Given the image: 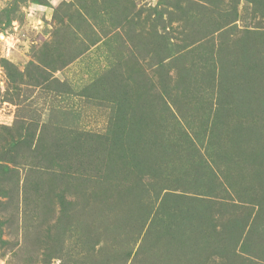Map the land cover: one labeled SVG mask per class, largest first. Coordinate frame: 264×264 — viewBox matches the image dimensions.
I'll return each instance as SVG.
<instances>
[{"label": "rangeland", "instance_id": "374dc122", "mask_svg": "<svg viewBox=\"0 0 264 264\" xmlns=\"http://www.w3.org/2000/svg\"><path fill=\"white\" fill-rule=\"evenodd\" d=\"M142 2L5 0L7 264H264V0Z\"/></svg>", "mask_w": 264, "mask_h": 264}, {"label": "clouds", "instance_id": "9594fccd", "mask_svg": "<svg viewBox=\"0 0 264 264\" xmlns=\"http://www.w3.org/2000/svg\"><path fill=\"white\" fill-rule=\"evenodd\" d=\"M61 0H48L47 5L34 2V0H25V3L20 5L19 12L23 14L26 24L25 29H31L37 33L41 32L45 27L44 22L40 19L39 14H44V18L48 21L52 20L54 9L60 4ZM148 3V6L155 7L157 0H143L138 4V7H142L143 3ZM5 7V0H0V10ZM19 20H13L11 31H0V58L6 59L12 63H16L13 57V50L20 56H23L29 49V42L27 40L21 41L16 33L20 30ZM51 26L49 25V28ZM23 46V51L17 48V45ZM5 91L3 81H0V93ZM10 110L12 114H6ZM15 106L7 103L6 101L0 106V125L11 126L14 120ZM9 257L0 259V264H7ZM59 264V261H57Z\"/></svg>", "mask_w": 264, "mask_h": 264}]
</instances>
